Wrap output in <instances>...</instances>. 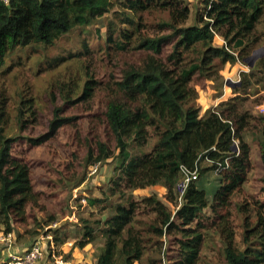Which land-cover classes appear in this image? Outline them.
Listing matches in <instances>:
<instances>
[{
	"label": "trees",
	"instance_id": "trees-1",
	"mask_svg": "<svg viewBox=\"0 0 264 264\" xmlns=\"http://www.w3.org/2000/svg\"><path fill=\"white\" fill-rule=\"evenodd\" d=\"M114 9L123 28L108 19L105 44L107 56L114 46L119 54L114 58L119 77L111 72L100 79L83 65L79 94L63 97L61 106L52 100L46 130L36 136L23 133L35 113L31 106L23 108L22 101L14 116L17 130L8 135V115L0 101L2 233L11 234L13 226L35 220L31 209L43 210L25 153L54 142L67 128L81 133L79 122L86 119L85 135L73 138L93 154L94 164L115 159L117 165L104 197L87 198L90 206L102 205L99 210L107 209L108 214L83 220L74 247L82 249L100 240L103 245L95 264H157L146 258V247L158 245L164 235H174L179 250L172 264H197L207 239L215 236L223 264H264V113L253 112L243 96L264 79L252 82L254 72L241 73L240 84L232 89L234 96L202 115L195 88L212 81L221 89L222 67L244 61L263 42L259 25L264 0H201L194 12L187 0H10L8 5L0 1V69L16 49L52 46L74 28L93 25ZM114 30L124 42L112 43ZM215 37L221 45L214 44ZM129 54L138 57H120ZM78 107L83 114L69 112ZM144 125L155 129L156 143L150 152L131 156L130 143L141 145L145 135L137 130ZM250 134L262 167L258 196L250 195L252 212L245 209L248 202L241 195L252 170L246 139ZM71 155L68 170L79 159L74 151ZM205 161L210 168H201ZM181 167L197 168L198 178L214 171L218 184L208 192L195 180L174 213L154 195L132 197L135 190L159 185L166 190V201L176 207L174 186ZM238 197L243 203L237 202ZM239 213L243 218L238 237L233 223Z\"/></svg>",
	"mask_w": 264,
	"mask_h": 264
},
{
	"label": "rangeland",
	"instance_id": "rangeland-1",
	"mask_svg": "<svg viewBox=\"0 0 264 264\" xmlns=\"http://www.w3.org/2000/svg\"><path fill=\"white\" fill-rule=\"evenodd\" d=\"M187 2L191 12H194L195 6L200 4L201 0H187ZM117 12V9H114L93 25L74 28L52 46L32 45L16 49L7 55L5 64L0 69V101L3 102L4 111L8 115L9 121L5 128L8 135L14 134L17 130L14 116L21 101L23 103L20 105L23 108L31 106L35 113L33 122L27 124L23 133L36 136L44 132L51 117L53 108L51 101L55 100V105L61 106L63 97L71 98L79 94L83 82L81 68L83 65H89L100 79L107 78L111 72L115 77H119V65L114 60L119 54L115 52L114 45L124 42V39L118 34V30L111 32L114 50L109 51V56L106 54L105 44L109 36L105 29L107 20L112 18L118 29L122 26ZM259 30L263 34V42L246 58L250 59L237 60L233 65L227 63L222 67L221 89H218L217 83L212 81L202 82L195 87L200 115L210 108H215L218 104L217 100L224 94L229 97L234 96L233 85L240 84L241 73L254 72L252 82L264 79L262 70L264 69V19L259 25ZM131 40L134 41V39ZM214 44L221 45L222 40L215 37ZM85 51L88 55L84 54ZM135 56L120 55L121 59L131 60H136L138 56ZM248 63L252 66L248 67ZM248 92V95L243 96H247V105L250 109L259 114L264 113V83L254 84ZM69 112L83 114L81 107ZM86 121L82 119L79 122L81 129L78 130L81 133H77V128H67L66 132H62L54 142L25 153L32 168L33 185L40 194V205L43 210L31 209L35 220L13 226L9 244L0 237V260L7 255L5 248L10 246L14 254L20 255L21 251L37 241L43 249V258L35 264H95V254L103 245L100 240L87 244L82 249L74 246L80 238L83 220L104 219L108 214L107 209L99 210L102 205L90 206L87 198L102 199L104 197L103 193L107 192L109 180L114 174L117 163L115 159H108L104 163L94 164L93 154H90L84 145L73 138L74 135H81V138L85 135ZM137 131L145 137L141 145L135 140L130 143L131 156L150 152L157 140L152 126L144 125ZM137 131L134 132L133 138L137 136ZM246 139L251 147L252 170L242 188L241 195L243 201L248 202L245 209L252 212L254 207L250 195L258 196L262 167L254 136L246 135ZM73 151L79 159L72 165V170H68L71 166ZM209 166L207 161L201 163L202 169L210 168ZM196 184L202 185L210 192L218 184V175L214 171H206L197 179ZM165 193L166 190L163 187L155 185L135 190L131 194L134 199L154 195L174 213L175 207L166 201ZM243 201L240 197L237 198L238 203ZM203 212L207 217L212 216L209 209ZM242 218L241 213L234 218L233 224L238 228L236 231L238 237L241 235ZM173 219L175 221L174 217ZM141 220L145 221L146 218ZM2 230L3 226H0V236L5 235ZM55 231L57 241L54 240ZM216 238L210 236L207 239L197 264H223L222 253ZM146 248V258H154L157 264H172L179 250L174 235H164L158 245L153 243L152 247Z\"/></svg>",
	"mask_w": 264,
	"mask_h": 264
},
{
	"label": "built area",
	"instance_id": "built-area-1",
	"mask_svg": "<svg viewBox=\"0 0 264 264\" xmlns=\"http://www.w3.org/2000/svg\"><path fill=\"white\" fill-rule=\"evenodd\" d=\"M5 5H8L10 0H0ZM198 178V170L194 168L193 170L181 167V178L176 182L174 186L176 207L178 209L182 202L184 195L191 183H193ZM1 239L9 244L11 242V234L1 235ZM43 258V249L39 242L35 241L26 251L20 255L9 254L7 259L0 264H35L38 260Z\"/></svg>",
	"mask_w": 264,
	"mask_h": 264
},
{
	"label": "crops",
	"instance_id": "crops-1",
	"mask_svg": "<svg viewBox=\"0 0 264 264\" xmlns=\"http://www.w3.org/2000/svg\"><path fill=\"white\" fill-rule=\"evenodd\" d=\"M228 98H229V96H226V94H224L223 97H221L219 100H217V102H218L217 106L219 105V103H221L222 101H225V100L228 99ZM217 106H216V107H217ZM9 247H10V246H9ZM9 247L5 248V252H7L6 257H7L9 254H12V253L14 254V253H15V252H12V251H11V248H9ZM24 250H25V249H24ZM24 250H23V251H24ZM3 251H4V250H3ZM23 251H21V252H23ZM6 257H5L4 259H2V261L5 260Z\"/></svg>",
	"mask_w": 264,
	"mask_h": 264
},
{
	"label": "water",
	"instance_id": "water-1",
	"mask_svg": "<svg viewBox=\"0 0 264 264\" xmlns=\"http://www.w3.org/2000/svg\"><path fill=\"white\" fill-rule=\"evenodd\" d=\"M249 59H250V58H249ZM249 59H246V61H248ZM247 65H248V67H251V66H252V64H249V63H248ZM233 84H236V83H233ZM233 86H234V85H233ZM232 150H233V151H235V150H236L235 146H234V147H232Z\"/></svg>",
	"mask_w": 264,
	"mask_h": 264
},
{
	"label": "bare ground",
	"instance_id": "bare-ground-1",
	"mask_svg": "<svg viewBox=\"0 0 264 264\" xmlns=\"http://www.w3.org/2000/svg\"><path fill=\"white\" fill-rule=\"evenodd\" d=\"M186 134V133H185Z\"/></svg>",
	"mask_w": 264,
	"mask_h": 264
}]
</instances>
